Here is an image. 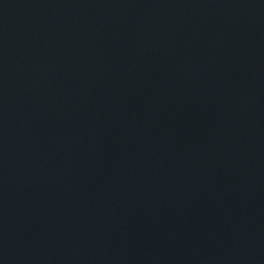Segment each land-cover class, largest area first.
I'll use <instances>...</instances> for the list:
<instances>
[{
    "label": "water",
    "instance_id": "water-1",
    "mask_svg": "<svg viewBox=\"0 0 264 264\" xmlns=\"http://www.w3.org/2000/svg\"><path fill=\"white\" fill-rule=\"evenodd\" d=\"M0 264H264V0H0Z\"/></svg>",
    "mask_w": 264,
    "mask_h": 264
}]
</instances>
